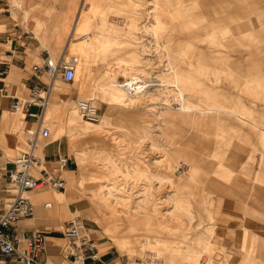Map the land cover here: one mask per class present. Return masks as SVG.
Masks as SVG:
<instances>
[{
	"label": "rangeland",
	"instance_id": "rangeland-1",
	"mask_svg": "<svg viewBox=\"0 0 264 264\" xmlns=\"http://www.w3.org/2000/svg\"><path fill=\"white\" fill-rule=\"evenodd\" d=\"M189 1L2 0L0 31L8 28H12L8 32L15 31L16 34L31 31L38 39L32 16L38 17L44 21L41 27L50 32L39 35L40 44L49 55L57 58L65 54L77 59L73 82L65 84L59 79L55 82L62 93L67 91L63 93L67 96L62 98L69 103L61 104L65 110L60 116L56 114L54 121H44L51 134H59L44 142L64 141L77 162L70 181L74 201L68 219L77 217L87 227L94 225L96 237L106 238L114 256L122 259L121 264L126 258L143 255H157L160 264H264V141L248 123L224 114L208 121V128L197 124L194 117L188 115H179L174 127L168 126V118L163 119L165 132L177 145L192 149L205 170H222L220 163H223L232 173L222 171L223 179L201 174L196 183L189 184L192 173L183 167L181 173L174 172L173 175L179 180L177 187L160 186L152 180L153 187L150 188L148 180L138 179L148 171H158L157 164L164 158L153 146L154 143L166 145L159 132L162 121L158 113L172 111L168 108L170 106L175 110L181 101H197L194 93L198 89H207L212 96L231 100L225 103L228 106L239 104L250 108L252 114L264 122V0H201L206 18H200L199 22L215 19L214 25L230 28L227 37L218 35L214 40L198 30L189 36L186 31L191 27L179 25L174 9ZM32 3L34 5L29 7ZM255 5L258 9L254 8ZM86 8V14L98 21L99 26L93 32L88 31L85 39L83 33L71 36L77 12L84 13ZM179 18L186 21V12L180 13ZM6 23L10 27L4 25ZM11 36L15 37L10 35L8 38ZM69 37L73 38L68 44ZM19 39L30 41L24 39V35ZM103 40L107 43L111 40L113 55L105 51L96 57L97 43ZM188 40L196 47L191 53L208 55L210 59L206 63L190 66L192 60L186 57V51L176 54L173 59V46L188 45ZM116 43L118 57L114 52ZM80 47L86 51L87 60L84 55L81 58ZM120 47L126 49L124 55L119 52ZM215 66L225 71L217 72ZM175 68L179 71L175 81L180 89L179 97L172 84L176 77ZM132 73L133 83L129 85L140 81L146 92L130 100L122 87L113 83L129 81ZM43 80L47 83L48 76L44 75ZM245 80L249 82L248 86H244ZM82 81L86 86L84 91L76 86ZM184 87L193 92L185 91ZM10 93L24 98L28 96V89L21 85L11 88ZM88 98L100 109L101 119L94 124L103 123V126L97 131H82L89 122L75 112V99ZM70 110L74 120L83 127L70 120L67 124L69 136L66 134V117ZM20 114L4 106L0 117L15 118ZM50 122L57 123V126L52 129ZM22 126L23 123L10 135L15 140L11 156H4L5 145L0 138V166L24 148L26 136ZM126 129L140 131L143 138L137 142L128 140L130 133L125 132ZM41 147L38 154L44 159ZM87 167L93 176L85 187L91 189L80 188L77 183L80 169ZM207 178L218 180L219 185L228 190L226 194L218 191L212 194L213 205L209 211L200 196L201 185ZM6 182L5 175L0 173V212L10 197ZM91 190H95L94 193H90ZM48 192L58 201L59 196L64 197L60 192ZM173 192L180 198L166 199ZM172 199L183 210H188L189 216H185L182 222L166 213L172 208ZM88 211L91 217H87ZM106 227L108 230L111 227L112 234H118L117 238L125 234L132 248L119 250L114 246L104 233ZM245 240H248L247 246H244ZM62 245L63 240L57 243L59 249Z\"/></svg>",
	"mask_w": 264,
	"mask_h": 264
},
{
	"label": "crops",
	"instance_id": "crops-1",
	"mask_svg": "<svg viewBox=\"0 0 264 264\" xmlns=\"http://www.w3.org/2000/svg\"><path fill=\"white\" fill-rule=\"evenodd\" d=\"M2 1V0H0ZM45 1V0H43ZM201 0H190L189 2H185V4L180 5L175 11V16L178 17L177 20L179 25L186 24L187 26L191 27L190 30L186 31L188 32V35L190 36L198 30L197 32H202L205 33L211 40L216 39L217 36L219 35L220 38L227 37L230 32V28H220L219 26L214 25L212 22L215 19L207 20L206 22H199L200 18H203L205 20L206 15L205 12L201 6L200 3ZM34 4H29V7L33 6ZM42 7V6H41ZM44 8V7H43ZM42 8V9H43ZM256 9V5L254 6ZM3 9V8H2ZM258 9V8H257ZM6 10V9H5ZM85 12H81L80 14H76L75 19L73 20L74 25L72 29L73 35L76 33L80 34L83 33L84 35L88 37V31H94L95 28L99 25H97V22L93 19V17L89 14H86L88 9L84 10ZM183 11L186 12V21H183V19L179 18V14H183ZM1 13V11H0ZM229 15L230 12H227ZM33 23H35V33L38 35V39L34 34L32 33L33 37L30 38V41H25L22 39H15L14 37L8 38L10 36L12 28H8L7 30L0 31V73H3L4 75V82L3 84H0V115L3 111V107L6 106L7 109L10 110V101L12 94L10 93L11 88H19L21 85L25 87L26 89H29V86L34 83H40L44 84L43 76L41 77L40 80H37L35 77V72L32 70V67L36 64H40L43 59L49 55L48 51L42 47L40 44V36L42 34H48L50 32H46L44 28L41 27L42 21L40 18L32 16ZM181 20V21H180ZM1 21V19H0ZM101 24V22H99ZM4 25H9L10 24H4ZM105 27V26H103ZM182 28V27H181ZM183 29V28H182ZM99 30V29H98ZM8 32V33H7ZM8 38V39H5ZM28 38L24 36V39ZM29 39V38H28ZM69 40V39H68ZM91 40V39H90ZM89 40V41H90ZM188 45H182L181 43L177 46L174 47V56L173 59L175 60V55L176 54H181L183 51H186V57L191 61L189 62L190 66H196L199 62L206 63L210 58L206 53H198L194 54L191 51L196 49V47H193L194 45L190 43V40ZM88 42V41H86ZM67 44V43H66ZM106 46V47H105ZM122 46V45H121ZM66 47V45H65ZM108 47V48H107ZM193 47V49H192ZM79 50H82V58L83 55L85 56V60H87V54L85 55L86 51L81 47ZM67 51V50H66ZM84 51V54H83ZM96 57L99 55H102L103 52L107 51L110 56L113 55V49H112V44L111 40L107 43V41H99L96 46ZM114 52L117 54L118 57V48H117V43H116V49ZM119 52L124 55L123 52H126V49L124 47L119 48ZM51 56V55H50ZM175 63V62H173ZM216 67V66H215ZM176 70V77L174 79V82L172 84L175 85L176 90L178 91V97L181 96L180 89H178V85L175 83L177 80V74L179 71ZM215 71L217 72H223L225 69L216 67ZM249 82L245 80L244 86H248ZM185 91L193 92L191 88L189 87H184ZM56 91V92H55ZM52 94H54L57 98V101L54 103V114H59L65 110V107L63 110L61 104L69 103L67 100L63 99L62 96H67L62 93V89L58 87V85L55 86ZM62 95V96H61ZM17 96V95H16ZM194 96L197 97V101H181V104H186L187 106L193 107L196 109L194 113H181L179 111H176L178 114L175 115L174 117L170 116H163L161 113L163 111H160L158 113V116L161 117V126L159 128L161 129L160 135H162L165 140H166V145H157L154 143V149L161 151L162 156L164 157L161 159L160 162H158V171L156 172H147L146 174L144 173L142 176L139 175L138 179L143 181V178L145 179V175L148 176L147 180L149 181V186L150 188L153 187V181L155 180L158 182V184L161 185H167L169 184L171 187H177L179 180H176L174 175V172L176 173V166L170 162L165 161V157L167 155L166 151L173 152L175 154H178L179 156L183 155H189L190 156V161L189 163H186L183 161V159H179V162L181 164H185L184 168L187 167L189 168L190 172L192 173V177H189V184H194L198 181V178L201 174L209 176V174H212L213 177L223 179L224 177L222 176L221 172H225L227 174H231L232 171L229 170L223 163H220V166L223 168L222 170L220 169H215L212 172L205 170L201 164L197 161L196 157L193 154L192 149L187 148L186 146H179L177 143L170 137L169 133L165 132L166 128L164 127V121L168 118L170 120V123H168L169 127H174V120L182 115H188L191 116L194 121L197 124H200L201 126L208 128L210 120H214V117L216 116H221V114L232 116L236 119H238L241 123H248L251 127L252 130H255V133L257 134V137L261 140L264 141V122L260 121L257 119L254 114H252V111L250 108L243 107L239 104L236 106H228L225 103H230L231 100L229 99H221L220 97L212 96L211 93L207 89H198L195 93ZM225 98V97H224ZM238 101V100H237ZM233 103L236 101H232ZM50 105V104H49ZM49 107V106H48ZM210 108V109H209ZM38 108L32 107L30 112H37ZM11 111V110H10ZM47 111V110H46ZM76 112V110H75ZM63 114V113H62ZM77 114V112H76ZM46 116V112H45ZM55 117V116H54ZM53 117V118H54ZM51 118H44L45 122L47 120H53ZM66 126L69 123L70 120H73L74 125L83 127L81 123H78L77 121L74 120L73 116V111L70 110L66 117ZM164 119V121H163ZM21 123H23L22 130L23 133L31 127H34L36 124V120L34 117H30L23 114L21 112L20 116L18 117H13L9 118L8 116L5 115V117L1 116L0 117V138L4 142L5 149L3 150L4 156L8 157L12 155V151L14 150V142L15 140L12 138L11 133L12 131L17 130L19 126H21ZM52 124V129L57 126V123L55 122H50ZM55 123V124H54ZM88 124V123H86ZM103 126L102 125H96V124H90L89 126H84L83 129H87V132L90 130H100ZM68 127V128H67ZM66 127V134H68L69 126ZM53 131V130H52ZM16 132V131H15ZM86 132V133H87ZM125 132L130 133V138L128 140L135 141L137 142L141 138H143V134L140 133L138 130L131 131L129 129H126ZM165 132V134H164ZM86 133L84 135H86ZM55 134L59 135L58 133H52L51 135L54 136ZM72 135H79V134H72ZM81 135V136H84ZM70 136V135H69ZM128 137L125 133V138ZM14 147V148H13ZM11 150V152H10ZM164 151V152H162ZM41 155L44 158L45 161V166L55 175L58 174L59 171L56 167V161L60 156H67L69 158L67 165H66V170L62 171L61 174L64 177L65 183H66V188L63 191H59L60 194L64 195V197L61 199V196L58 197L59 201L54 199L53 195H51L47 190H41L38 192H32L29 194L31 200L33 201L35 205V211L34 215L31 218H26L24 220L19 221L18 223L15 224L10 230L11 233L15 234L18 233L19 230L25 231V232H30V231H37V232H42L43 235L46 238V244H45V250L40 253L39 259L42 261H45L47 264H68L66 260H64L60 254V249L57 247V243H59L61 240H63V235H62V229L59 227H64L66 222L70 219V214H72V207H73V193L70 191L71 190V177L72 173L76 170V165L77 162L75 160V157L71 155V153L68 151V148L65 144L64 141L60 140L54 141V142H49L45 143L42 145L40 149ZM84 153V151H83ZM209 155H211L209 153ZM213 157L215 155L212 154ZM220 157V156H219ZM8 159L6 162H8ZM5 162V163H6ZM167 163V164H166ZM155 164V163H154ZM11 163L6 164V168L10 167ZM145 172V171H144ZM3 175H5V170L1 168V172ZM258 176L260 178L261 173L258 171ZM93 176V173L90 172V169L87 168H82L80 169L79 172V177H78V182L79 187L83 189H91L92 187L86 186V184L91 180V177ZM143 177V178H141ZM156 178V179H155ZM209 178V177H208ZM207 178V179H208ZM70 179V180H69ZM261 181V178L259 179ZM145 182V181H144ZM146 183V182H145ZM95 190H91L90 193H94ZM216 191L221 192V193H228V190L226 187H223L219 185L218 180H210L208 179L206 182H203L201 185V193L200 196H202V203L204 207L209 211L210 208L213 205V193ZM58 192V191H55ZM168 198H180L176 192H173L171 195H168ZM98 202V200H96ZM49 202L51 203V206L48 208H44L43 204ZM211 212V211H210ZM172 219L178 222H182L183 218L185 216H189L188 210H183L182 207L174 200L172 199V208L166 212ZM88 216H92L91 212L88 211L86 214ZM212 216V213H211ZM94 222V221H93ZM96 224V223H95ZM83 230L86 231L91 235L92 240L98 247L101 255V259L103 262H106L107 264H121V260H119L117 257L114 256L113 251L111 250L112 247L107 245V240L104 236L101 237H96L97 236V230L94 228V225H90L89 227L86 226L84 222H82ZM104 228V233L109 237V239L112 241L114 246H116L119 250L121 249H126L128 250L129 248H132V243L129 242V238L125 236V234L121 235L120 238H117L118 234H112L111 227ZM157 236V235H154ZM244 246L248 245V240H245ZM19 248L22 250H26L24 248L23 244H19ZM208 264H213V262H209ZM229 264V263H225Z\"/></svg>",
	"mask_w": 264,
	"mask_h": 264
},
{
	"label": "built area",
	"instance_id": "built-area-1",
	"mask_svg": "<svg viewBox=\"0 0 264 264\" xmlns=\"http://www.w3.org/2000/svg\"><path fill=\"white\" fill-rule=\"evenodd\" d=\"M10 13V12H9ZM17 24H15L16 26ZM15 35L18 39L24 35L29 39L33 37L29 31H22ZM75 57L61 54L53 58L47 54L40 64L32 67L35 77L40 80L47 75L49 81L44 84L34 83L29 86L27 97L12 95L10 110L15 113L23 112L24 116L34 117L36 124L25 131V146L17 151L16 156L9 160L11 166L5 170L7 189L10 197L0 212V264H47L39 259L40 253L45 250L46 238L42 232L19 230L11 233V228L21 220L34 215L35 205L29 194L41 190L63 191L66 183L61 172L66 170L69 158L60 156L56 161L58 174H53L46 166L44 159L38 154L40 145L51 138V130L44 125L43 109L51 96V83L59 79L62 83H72L76 74ZM4 82V75L0 73V84ZM32 107L38 108L37 112H30ZM75 107L80 118L92 123L100 121L99 106L92 99H75ZM51 203L43 204L44 208ZM63 245L60 254L68 264H107L101 259L100 251L91 235L83 230L82 221L77 217L68 220L62 228ZM23 244L26 250L19 248ZM123 264H160L154 255H143L133 259L126 258Z\"/></svg>",
	"mask_w": 264,
	"mask_h": 264
},
{
	"label": "bare ground",
	"instance_id": "bare-ground-1",
	"mask_svg": "<svg viewBox=\"0 0 264 264\" xmlns=\"http://www.w3.org/2000/svg\"><path fill=\"white\" fill-rule=\"evenodd\" d=\"M82 4V3H81ZM83 5V4H82ZM87 9V8H86ZM186 26V25H185ZM73 34H71V36H72ZM85 37H86V35H84L82 38H84L85 39ZM73 38V37H72ZM72 38L71 37H69V41H68V44L72 41ZM177 46V45H176ZM160 48V47H159ZM160 49H162V48H160ZM166 50V49H165ZM79 54H80V56H81V58H82V50H79ZM71 55V54H70ZM73 56V55H72ZM167 57L169 58V60H170V56H169V54L167 55ZM76 58V57H75ZM76 62H77V59H76ZM81 62H82V59H81ZM75 66H76V63H75ZM174 73V72H173ZM175 76V75H174ZM75 77H76V74H75ZM75 77H74V79H75ZM56 80H54V81H52V83H51V87H52V91H51V96H50V98H49V100H48V102H47V104L45 105V107H44V109H43V113H42V116H43V119L44 118H49V119H51V118H53L54 116H56L55 114H54V102L55 101H57V98H56V96L54 95V94H52V92H53V90H54V88H55V86H56ZM114 85H118V82L116 83H113ZM152 85H155V84H152ZM76 86H78V89H81V90H85V84L83 83V81L81 82V83H77L76 84ZM120 86L122 87V91H123V93L125 94V95H129V98H130V100H132L135 96L137 97V95H139L140 96V94H141V92H143L144 91V85H142L141 83H140V81H138V83L137 84H133V86H131V85H126V84H124V85H121L120 84ZM56 92V91H55ZM146 91H144V93H145ZM64 94H66L67 93V91L66 92H63ZM122 93V94H123ZM62 96V95H61ZM119 96V95H118ZM123 96V95H122ZM121 95H120V97H122ZM135 97V98H136ZM88 99H91V98H88ZM176 101V100H175ZM50 104V105H49ZM166 105H168V104H166ZM49 106V107H48ZM174 106V105H173ZM168 108H170L172 111H163L162 113H161V115H163V116H170V117H174L175 115H177L178 113L175 111V110H178V111H180V112H182V111H184V112H182V113H194L195 111H196V109L195 108H193V107H190V106H187L186 104H181L180 103V106H178V107H174L175 108V110H173L172 109V107L170 106V107H168ZM61 110H63L64 109V107L62 106V108H60ZM210 109V108H209ZM47 110V111H46ZM45 112H46V116H45ZM77 112V111H76ZM62 113L63 112H61L60 114H57V116H60V115H62ZM78 114V113H77ZM79 116V115H78ZM44 121H45V119H44ZM84 121H86V120H84ZM175 121V120H174ZM88 122V121H87ZM89 123H92V122H89ZM94 124V123H93ZM84 129H82V131H83ZM52 137V136H51ZM43 145V144H42ZM42 145H40V146H42ZM167 152V155H166V157H165V161L166 162H170V163H172V164H174V166H176L177 168H176V172H179V173H181L180 172V169H183V167H184V165L185 164H181L180 162H179V159L181 158V159H183V161L184 162H186V163H189V162H191L190 161V156L189 155H183V156H179L178 154H175V153H173V152H170L169 153V151H166ZM167 164V163H166ZM147 178H148V176H145V179L147 180ZM156 179V178H155ZM111 226V225H110ZM154 253V252H153ZM155 254V253H154ZM156 255V254H155ZM156 258H157V255H156Z\"/></svg>",
	"mask_w": 264,
	"mask_h": 264
},
{
	"label": "flooded vegetation",
	"instance_id": "flooded-vegetation-1",
	"mask_svg": "<svg viewBox=\"0 0 264 264\" xmlns=\"http://www.w3.org/2000/svg\"><path fill=\"white\" fill-rule=\"evenodd\" d=\"M83 39H84V38H83ZM98 67L100 68V65H98ZM127 70L130 71V70H132V69L127 68ZM129 73H131V72H129ZM133 78H134V75H133V73H132L131 78L129 79V81H126V82H124V83H121V85H124V84H131V83H133ZM116 83H117V82H116ZM118 85H120V84L118 83Z\"/></svg>",
	"mask_w": 264,
	"mask_h": 264
}]
</instances>
